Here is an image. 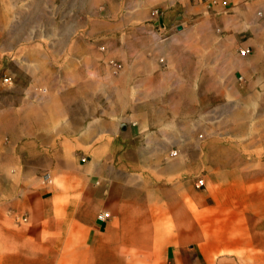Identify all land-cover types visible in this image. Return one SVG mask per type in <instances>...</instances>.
Segmentation results:
<instances>
[{
  "label": "crops",
  "instance_id": "crops-1",
  "mask_svg": "<svg viewBox=\"0 0 264 264\" xmlns=\"http://www.w3.org/2000/svg\"><path fill=\"white\" fill-rule=\"evenodd\" d=\"M236 244H264V0H0V264Z\"/></svg>",
  "mask_w": 264,
  "mask_h": 264
},
{
  "label": "rangeland",
  "instance_id": "rangeland-1",
  "mask_svg": "<svg viewBox=\"0 0 264 264\" xmlns=\"http://www.w3.org/2000/svg\"><path fill=\"white\" fill-rule=\"evenodd\" d=\"M160 8L158 9L162 12ZM20 221L24 220L18 219L15 223L19 224ZM220 255L227 259L223 261L219 258L217 264H264V244H236L235 249L225 250Z\"/></svg>",
  "mask_w": 264,
  "mask_h": 264
},
{
  "label": "built area",
  "instance_id": "built-area-1",
  "mask_svg": "<svg viewBox=\"0 0 264 264\" xmlns=\"http://www.w3.org/2000/svg\"><path fill=\"white\" fill-rule=\"evenodd\" d=\"M223 3H225V1H223ZM161 13L162 12L158 8H155V9L151 10L150 15H151V17L154 18V17L160 16ZM238 52H239L240 55L246 56V55L249 54L250 50H249V48H241V49H239ZM109 64L112 65L116 70L121 68V64H119V63H117V62H115L113 60H110ZM11 80H12L11 77L5 76V77H3L2 82L5 83V84H9V83H11ZM46 178H48V175H46ZM204 185H205V182H204V178L203 177H199L196 180V182H195V186L197 188H202V187H204ZM107 216H108V213H106V212H104L103 214L99 215L100 218H105Z\"/></svg>",
  "mask_w": 264,
  "mask_h": 264
}]
</instances>
